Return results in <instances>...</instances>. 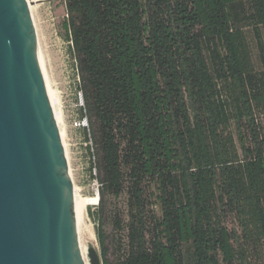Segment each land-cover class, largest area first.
<instances>
[{
  "label": "trees",
  "instance_id": "obj_1",
  "mask_svg": "<svg viewBox=\"0 0 264 264\" xmlns=\"http://www.w3.org/2000/svg\"><path fill=\"white\" fill-rule=\"evenodd\" d=\"M65 4L99 183L118 195L128 176L116 264H185L184 243L191 264H249L246 250L264 247V0Z\"/></svg>",
  "mask_w": 264,
  "mask_h": 264
},
{
  "label": "water",
  "instance_id": "obj_2",
  "mask_svg": "<svg viewBox=\"0 0 264 264\" xmlns=\"http://www.w3.org/2000/svg\"><path fill=\"white\" fill-rule=\"evenodd\" d=\"M30 6L0 0V264H86Z\"/></svg>",
  "mask_w": 264,
  "mask_h": 264
},
{
  "label": "rangeland",
  "instance_id": "obj_3",
  "mask_svg": "<svg viewBox=\"0 0 264 264\" xmlns=\"http://www.w3.org/2000/svg\"><path fill=\"white\" fill-rule=\"evenodd\" d=\"M31 6L39 53L48 86L53 93L72 185L82 198L88 200L81 222V240L86 245V250L92 248L96 251L99 264H116L126 250L128 176L123 169V186L118 195L107 189L102 190L99 183L96 137L92 133L94 125H90L84 111L80 72L64 27L67 18L65 0H35L31 2ZM246 32L254 68L259 70L261 64L255 40L250 29ZM258 118L264 128V116L259 115ZM143 190L147 215L158 216V192L154 183L144 182ZM100 195H103L101 201ZM116 219L121 220V228L115 225ZM98 230L103 235L105 258L100 254ZM181 252L184 263L191 264L190 246L182 244ZM246 257L249 264H264V247L250 246L246 250Z\"/></svg>",
  "mask_w": 264,
  "mask_h": 264
},
{
  "label": "bare ground",
  "instance_id": "obj_4",
  "mask_svg": "<svg viewBox=\"0 0 264 264\" xmlns=\"http://www.w3.org/2000/svg\"><path fill=\"white\" fill-rule=\"evenodd\" d=\"M32 1H35V0H28V2H32ZM32 6H30V12L32 11ZM33 12V11H32ZM33 16V15H32ZM33 18V17H32ZM34 24V23H33ZM36 31V30H35ZM39 48V47H38ZM42 61V60H41ZM46 78V76H45ZM48 81L46 80V83ZM47 88H48V93H49V97H50V102L52 104V108L54 110V113H55V118H56V122H57V125H58V129H59V132H60V137H61V140H62V144H63V147H64V143H63V138H62V130L60 128V122H59V118L56 114V107H55V102H54V97H53V93L52 91L50 90L49 86H48V83H47ZM64 151H65V148H64ZM66 154V152H65ZM73 192H74V202H75V212H76V222H77V226H78V231H79V238H80V246H81V249H82V254L84 256V260L86 262V264H89L88 260H87V257H86V245L82 242L81 240V222H82V219L83 216H84V212H85V209H86V205L88 203V200L85 198H82L78 193H77V190L76 188L73 186ZM91 201V200H90ZM85 226V225H84ZM85 229V228H84ZM84 235V234H83ZM84 237V236H83Z\"/></svg>",
  "mask_w": 264,
  "mask_h": 264
}]
</instances>
